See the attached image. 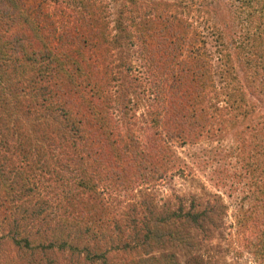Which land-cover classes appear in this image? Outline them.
I'll use <instances>...</instances> for the list:
<instances>
[{
  "label": "trees",
  "instance_id": "trees-1",
  "mask_svg": "<svg viewBox=\"0 0 264 264\" xmlns=\"http://www.w3.org/2000/svg\"><path fill=\"white\" fill-rule=\"evenodd\" d=\"M113 1L109 28L104 5L98 0H42L30 11L14 0H0V148L6 152L13 149L19 161L0 159V223L5 224L2 237L13 248L18 264H60L56 253L64 257L65 264H116L113 250L124 256L125 264H174L170 256L142 258L140 253L146 255L164 241L191 247L179 230L163 232L168 221L176 219L202 232L203 225L211 221V209L196 203L188 208L179 206L163 217L149 210L140 218L127 217L128 234H121L114 225L116 234L107 236L93 220L91 206L85 205L83 211L89 217L83 218L81 212L67 221L58 214L45 213L48 202L40 196L38 204L29 205L37 189L31 164L43 159L37 169L53 172L57 160L48 163V157L53 156L54 148L62 154L78 153L70 164L77 181L73 189L89 188L83 180L84 166L92 170L111 166L109 158L122 138L121 124L110 111L111 99H116L124 123L132 101L127 81L132 78L130 62H124L118 71L114 67L119 64L114 63L121 54L129 55L130 48L146 71L151 102L163 120L179 125L187 117H197L202 104L216 110L203 94L212 83L204 37L181 16L171 14V9L185 0L171 4L161 0L146 4L142 0ZM235 3L239 4H231V10L244 14L239 21L245 33L239 48L247 44L250 52L259 50L253 64L264 65V0ZM119 73L122 76L118 78ZM257 92L264 94V83ZM226 97L236 102L239 94L230 92ZM210 114L200 117L213 118ZM254 126L259 125L256 122ZM258 132L255 128L256 146L264 147V133ZM25 166L29 172H24ZM259 166L264 165L256 163V170ZM53 192L62 203L71 198L73 190ZM259 208L264 215V183L251 207V212H256L250 217L259 220ZM235 224L242 235L244 224L239 216ZM35 235L43 240L34 242Z\"/></svg>",
  "mask_w": 264,
  "mask_h": 264
},
{
  "label": "rangeland",
  "instance_id": "rangeland-1",
  "mask_svg": "<svg viewBox=\"0 0 264 264\" xmlns=\"http://www.w3.org/2000/svg\"><path fill=\"white\" fill-rule=\"evenodd\" d=\"M14 1L30 11L42 0ZM98 1L104 5V20L111 28L114 1ZM150 1L142 0L145 4ZM235 1L185 0L171 9V14L181 16L204 37L212 83L203 94L211 99L210 104H215L214 112L213 107L202 104L197 117H187L179 125L163 120L158 107L151 102L146 71L129 47L132 50L129 55L121 54L118 63H114V66L119 64L114 67L118 71L124 62H130L129 75L134 79L128 76L132 101L128 105L130 111L126 114V123L121 122L116 99H111L110 111L121 124L122 136L117 140L119 147L113 148V155L109 158L111 166L95 170L84 166L86 177L83 180L89 188L73 189L77 181L73 180L75 169L70 166L78 153L62 154L54 148L51 151L53 156L48 157V163L57 160L53 172L37 169L43 159L31 164L36 171L31 178L37 189L33 191L29 205L38 204L37 196H40L48 202L45 213L50 216L58 214L67 221L81 215L85 205L86 208L91 206L95 223L105 229L107 236H114V225L122 230L121 234L129 233L125 223L127 217L140 218L148 210L161 213L163 217L179 206L188 208L190 204L195 206L198 203L200 208L211 209V221L203 225L205 232L176 219L163 227V232L179 230L181 237L187 236L191 247L164 241L146 255L140 253V257L153 255L164 259L170 256L174 264H264V242L260 243L264 239V215L259 208V220L250 217L256 212V209L251 212V207L264 183V166L256 170V163L264 165V147L256 146L257 139L254 138L255 128L258 133H264V94L257 92L264 83V65L253 64L254 55L259 50L250 52L247 44L242 50L239 48V41L245 34L239 21L244 14L238 12L239 9L237 12L231 10V4H237ZM216 31L220 40L215 41ZM116 75L119 78L122 73ZM210 84H214L213 87ZM230 92L234 96L239 94L236 102L226 97ZM210 112L213 118L200 117L203 114L211 116ZM256 122L258 127L254 126ZM177 128L179 133H176ZM166 146L169 147L167 151ZM105 149H109V145ZM0 159L19 164L13 149L6 152L0 148ZM23 169L29 172V167ZM65 189H72L73 193L71 198L60 203L53 191L62 194ZM92 203H95L94 209ZM238 216L244 224L242 235L235 224ZM87 217L89 214L83 212V218ZM4 227L5 224L0 223V264H18L13 248L2 237ZM42 237L35 235L34 242L43 240ZM56 256L58 263L65 264L60 253ZM111 256L116 264H125L121 253L113 250Z\"/></svg>",
  "mask_w": 264,
  "mask_h": 264
}]
</instances>
